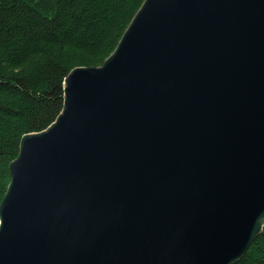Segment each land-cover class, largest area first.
Wrapping results in <instances>:
<instances>
[{"label": "water", "instance_id": "95a60500", "mask_svg": "<svg viewBox=\"0 0 264 264\" xmlns=\"http://www.w3.org/2000/svg\"><path fill=\"white\" fill-rule=\"evenodd\" d=\"M0 264H233L264 226V0H142L23 134Z\"/></svg>", "mask_w": 264, "mask_h": 264}, {"label": "trees", "instance_id": "16d2710c", "mask_svg": "<svg viewBox=\"0 0 264 264\" xmlns=\"http://www.w3.org/2000/svg\"><path fill=\"white\" fill-rule=\"evenodd\" d=\"M142 0H0V200L20 137L62 106V80L112 51ZM233 264H264V226Z\"/></svg>", "mask_w": 264, "mask_h": 264}]
</instances>
